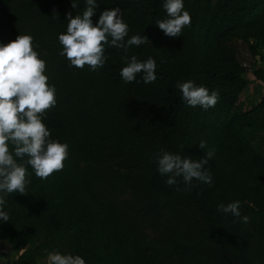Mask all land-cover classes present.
I'll use <instances>...</instances> for the list:
<instances>
[{
  "label": "trees",
  "instance_id": "1",
  "mask_svg": "<svg viewBox=\"0 0 264 264\" xmlns=\"http://www.w3.org/2000/svg\"><path fill=\"white\" fill-rule=\"evenodd\" d=\"M75 2L77 8L86 9V0ZM96 2L99 7L93 24L98 23L104 10L117 6L126 5L139 12L142 22L123 19L129 26L125 40L133 35L152 37L153 50L148 43L133 45L127 53L105 46L107 54L119 63V71L105 65L97 71L87 65L78 69L59 55L63 47L58 36L67 31L66 14L72 0H0V45L14 41L18 35L33 37L34 50L46 62L44 74L56 89L57 104L42 119L55 129L51 138L68 145L63 170L47 180L36 179L40 200H59L83 211L86 205L95 204L110 220L127 225L134 237V249L146 264H183L184 256L197 252L201 233L212 239L227 264H241L229 249L224 230L214 223L212 203L206 201L197 181L193 180L190 191L184 190L187 186L182 178L169 186L165 182L169 177L158 172L156 157L163 149L197 159L199 150L194 140L176 126L178 119L189 116L192 109L181 99L177 84L193 81L209 93H220L215 107H196L199 127L204 130L206 119L212 118L213 129L221 134L224 144L237 139L228 146L239 158L240 169H264V148L257 151L252 147L254 142L264 145V96L249 109L233 108L237 93L248 79L225 44L233 36L252 38L261 44L264 61V0H190L187 11L191 25L184 28L185 38L188 43L196 37H202L199 41L203 44L209 41L208 59L195 65L172 60L175 40L156 25L158 20L168 18L163 8L165 0ZM251 51L257 53L256 45ZM124 55L129 60L136 56L141 62L155 59L156 81L145 84L141 72L136 81L125 83L120 76L127 66ZM254 74L264 79L263 68H256ZM26 167L30 181L27 193L34 187L36 175L31 166ZM184 203H192L204 221L189 218L182 210Z\"/></svg>",
  "mask_w": 264,
  "mask_h": 264
},
{
  "label": "rangeland",
  "instance_id": "2",
  "mask_svg": "<svg viewBox=\"0 0 264 264\" xmlns=\"http://www.w3.org/2000/svg\"><path fill=\"white\" fill-rule=\"evenodd\" d=\"M143 1L145 0H140ZM183 2L184 10L187 11L190 0ZM114 8L121 10L122 18L126 21L144 20L139 12L136 14L129 6ZM83 11L82 8L69 9L73 16H82ZM94 16L92 21L96 19ZM199 39L196 37L192 43H188L183 29L181 37L174 38L176 50L172 60H184L183 62L195 65L208 59L206 45L209 41L203 44ZM148 40V45L153 50L152 37H148ZM225 44L241 66L242 74L248 79L247 84L237 93L232 106L239 110L249 109L264 96V79L257 78L254 74L256 68L264 69L262 46L252 38L237 36L226 39ZM254 45L257 48L256 54L251 51V46ZM105 56V66L119 71V63L107 54L106 49ZM196 107H191V114L183 120L182 117L179 118L176 126L197 145L199 151L196 160L202 158L207 149H215L214 158L205 166L212 175V186L199 181L197 185L207 196L206 201L212 203L214 210L211 215L214 223L224 230L228 247L241 264H264V169H240L239 158L228 146L233 145L237 139L231 140L228 145L224 144L221 134L215 133L213 129L212 118L206 119L205 128L202 130L194 113ZM261 117L264 120V108ZM199 120L203 121V118ZM46 121L42 119L52 134L55 129ZM245 130L250 132L248 126H245ZM202 140L207 141L204 151L198 146ZM252 147L260 151L264 145L254 142ZM36 179L38 177L34 176V187L31 186L25 195L13 193L10 199L6 197L3 210L9 214L10 219L7 222L0 221V258H6L5 253L8 251L9 260H12L13 254H23V264H43L48 253L57 251L61 254L79 255L86 264H146L134 249V237L127 225L110 220L95 204L92 207L86 205V211L89 209V213H86L80 207L72 208L65 203L61 204L59 200H40ZM235 201L240 202L241 217H249L247 224L242 222L241 217L218 210V205ZM182 205V210L188 213L189 218H200L204 221L192 203ZM149 228L147 230L152 232ZM198 238L200 246L197 252L184 256L183 264H227L212 239L203 233Z\"/></svg>",
  "mask_w": 264,
  "mask_h": 264
},
{
  "label": "clouds",
  "instance_id": "3",
  "mask_svg": "<svg viewBox=\"0 0 264 264\" xmlns=\"http://www.w3.org/2000/svg\"><path fill=\"white\" fill-rule=\"evenodd\" d=\"M86 9L82 16L67 15V31L58 36L63 51L59 55L70 61V66L83 69L87 65L91 71L104 67L107 57L105 46L128 49L135 45L150 43L147 36H128L129 26L124 22L119 8L104 10L99 21L93 24L92 17L99 7L96 0H86ZM72 0L71 7L77 8ZM163 8L166 19L158 20L156 25L164 34L171 38L181 37L186 26L191 25V16L184 10L183 0H165ZM126 62L120 71L125 83L136 81L137 74L143 73L145 84L154 83L157 79L155 59L149 57L139 61L136 56ZM46 62L39 58L34 50L31 35H18L14 41L0 45V221H9L5 212L6 197L13 193L25 195L26 186L30 181L26 178L31 166L36 177L47 180L55 172L62 171L64 161L68 158V145L51 138V132L42 122L47 112L57 104L56 89L49 85ZM139 82V81H137ZM177 88L182 93L181 99L191 107L200 106L204 110L215 107L219 102L220 93L211 91L204 86H196L193 81L178 83ZM205 150L207 141L198 144ZM215 156V149H207L199 160L182 157L179 154L161 149L156 157L158 172L168 176L165 181L169 186L175 185L177 178L190 191L193 180L212 186V175L205 167ZM25 157L27 159H25ZM19 158L22 163L18 162ZM240 202L218 205V210L234 217H241ZM243 223L249 222L248 216L241 217ZM47 264H86L79 255L61 254L53 251L47 255Z\"/></svg>",
  "mask_w": 264,
  "mask_h": 264
},
{
  "label": "crops",
  "instance_id": "4",
  "mask_svg": "<svg viewBox=\"0 0 264 264\" xmlns=\"http://www.w3.org/2000/svg\"><path fill=\"white\" fill-rule=\"evenodd\" d=\"M9 255L8 251L5 253L6 258H0V264H22V259L23 257H21L22 254H13V258L12 260H9ZM48 255V254H47ZM30 264H42V263H37V262H32ZM43 264H47V256L45 258V263Z\"/></svg>",
  "mask_w": 264,
  "mask_h": 264
},
{
  "label": "built area",
  "instance_id": "5",
  "mask_svg": "<svg viewBox=\"0 0 264 264\" xmlns=\"http://www.w3.org/2000/svg\"><path fill=\"white\" fill-rule=\"evenodd\" d=\"M83 258V257H82Z\"/></svg>",
  "mask_w": 264,
  "mask_h": 264
}]
</instances>
